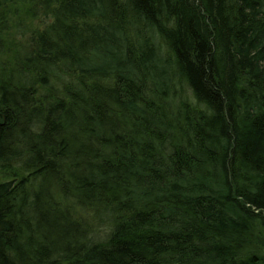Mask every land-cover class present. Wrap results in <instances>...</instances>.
<instances>
[{"label": "trees", "instance_id": "trees-1", "mask_svg": "<svg viewBox=\"0 0 264 264\" xmlns=\"http://www.w3.org/2000/svg\"><path fill=\"white\" fill-rule=\"evenodd\" d=\"M40 3L0 66V264H264V0Z\"/></svg>", "mask_w": 264, "mask_h": 264}, {"label": "rangeland", "instance_id": "rangeland-1", "mask_svg": "<svg viewBox=\"0 0 264 264\" xmlns=\"http://www.w3.org/2000/svg\"><path fill=\"white\" fill-rule=\"evenodd\" d=\"M41 0H29L28 3L21 5H18L17 3H13L10 6H6L5 10L10 9L12 13H18L17 17H14L13 14H11L10 18L12 19H6V27L2 28L0 25V37L5 42V50L3 53L0 54V66H3L6 64L8 65V61L12 58V52L16 49L17 45H20L25 41V37L21 36L22 33H25L28 30H23L24 28L28 27L27 29H38L43 26L41 17L37 14H33V12H30L33 5L38 6V10L41 11ZM17 6V8L15 7ZM4 13V12H3ZM19 20L21 21V24L18 26Z\"/></svg>", "mask_w": 264, "mask_h": 264}]
</instances>
